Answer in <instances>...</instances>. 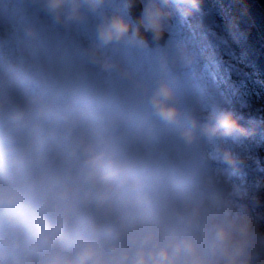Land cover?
<instances>
[{
    "label": "clouds",
    "instance_id": "1",
    "mask_svg": "<svg viewBox=\"0 0 264 264\" xmlns=\"http://www.w3.org/2000/svg\"><path fill=\"white\" fill-rule=\"evenodd\" d=\"M29 3L84 39L40 56L45 24L30 20L0 72V264H264V228L223 189L170 178L169 199L154 210L161 133L185 149L205 142L227 165L236 162L227 141L247 135L230 109L188 100L172 75L195 54L171 21L201 0ZM120 48L153 51L155 64L142 71L113 55ZM90 66L123 87H95Z\"/></svg>",
    "mask_w": 264,
    "mask_h": 264
},
{
    "label": "trees",
    "instance_id": "2",
    "mask_svg": "<svg viewBox=\"0 0 264 264\" xmlns=\"http://www.w3.org/2000/svg\"><path fill=\"white\" fill-rule=\"evenodd\" d=\"M244 1L201 0L199 9L190 14L184 15L178 11L175 23L182 38L186 39L193 50L195 63H199L200 67L212 63L220 72L214 74L211 69L208 70L212 83L217 84L222 92L217 103L230 109L237 123L247 131L238 145L227 141L236 162L232 165L220 163L226 172L207 176L204 180L206 187L203 189L214 187L231 193L247 206L261 228H264V186L257 187L255 183L257 178H264V12L256 0H250V8L245 6ZM252 13L260 17L259 22L253 23L249 19L248 14L253 16ZM39 20L45 24V41L53 47L60 32L55 26L47 24L44 18L40 17ZM71 38V43L75 45L84 39L82 34L80 38L72 35ZM66 39V46L70 48L68 37ZM7 48L2 51L6 53ZM40 56H44L42 51ZM203 56L206 60L201 59ZM4 67V64L0 65V72L4 71ZM99 70L95 69L93 82L100 89H108L103 81L104 73ZM197 88L205 103L215 102L207 96V82L198 81ZM159 152V147L154 146L153 160L156 162L161 159ZM204 163L216 162L206 158ZM185 184L188 187L195 186L191 180Z\"/></svg>",
    "mask_w": 264,
    "mask_h": 264
},
{
    "label": "rangeland",
    "instance_id": "3",
    "mask_svg": "<svg viewBox=\"0 0 264 264\" xmlns=\"http://www.w3.org/2000/svg\"><path fill=\"white\" fill-rule=\"evenodd\" d=\"M244 2L246 3L245 6L249 8L251 7L250 0H245ZM245 6L243 5L242 7L245 8ZM252 15L253 16L248 14V17L251 21H253V23L255 21H260V17L258 15L254 13H252ZM39 18L40 16L30 5L29 0H0V65H6L15 61L18 55L19 39L23 25L30 20ZM175 26L176 23L174 15L171 21V33L174 38H177L176 35L178 32ZM56 28L61 35L56 36L53 47L48 45L49 43L45 41L43 37V31L41 32L38 47L44 55L50 54L51 49L60 50L61 46L63 47V51L61 50V52L71 53L75 46L74 43H71L73 40L71 35L80 38V35L82 34L84 38L83 33L81 31H77L76 29L65 31L58 27ZM67 37L69 39L68 46H70V48H67L66 46V44H68L66 39ZM6 47H8L7 49L9 51L6 50L7 52L4 53L2 49ZM113 55L123 61H126L130 65L141 69L142 71H150L155 64V53L149 50L120 48L115 51ZM206 57L203 56L201 59L206 60ZM208 57L210 58V56ZM195 58L196 57H194V59ZM194 59L190 65L183 69H173L172 75L179 78L180 86L185 92L188 100H191L196 96H200L197 88V82L199 81L202 83L207 82L209 87L206 91L207 96L210 101L214 100L217 103L220 99L219 96H222V92L220 91V88H218L217 84L214 85L212 83V77L208 72L211 70L214 74H219L220 72L212 66V63L207 64L205 67H200L199 63H195ZM201 63H203V61ZM95 69L99 70V68L95 66H90L88 69L92 82L94 80ZM190 70H196L197 75H193ZM103 73V81L107 84L108 89L118 92L119 89L123 87L122 83L116 81L111 74L105 72ZM93 84L95 87L99 88V86L95 85L94 82ZM215 87L217 88L215 89ZM53 130L57 135H59V127L57 125H53ZM126 131H129L133 136L135 135L134 131H131L130 129H126ZM154 146L159 147V158L161 157L159 161H154L157 178L152 187L154 192V210L156 211L162 210V206L169 199L170 187L168 181L170 178L180 180L184 183L188 180H192L195 186L203 189L206 187L204 180L207 176L210 177L216 175L218 172H226L218 161L214 160V162H216L215 164L204 163L206 158L212 159L210 155V148L205 142H200L197 146H194L191 149H185L175 140L172 133L164 132L159 135Z\"/></svg>",
    "mask_w": 264,
    "mask_h": 264
},
{
    "label": "water",
    "instance_id": "4",
    "mask_svg": "<svg viewBox=\"0 0 264 264\" xmlns=\"http://www.w3.org/2000/svg\"><path fill=\"white\" fill-rule=\"evenodd\" d=\"M257 4L261 7V9L263 10L264 12V0H256ZM167 33L165 34V39L167 38ZM164 41L161 40V43H163Z\"/></svg>",
    "mask_w": 264,
    "mask_h": 264
}]
</instances>
